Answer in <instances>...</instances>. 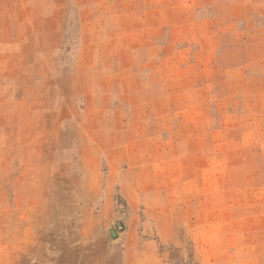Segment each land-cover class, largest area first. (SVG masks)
<instances>
[{
	"label": "rangeland",
	"instance_id": "rangeland-1",
	"mask_svg": "<svg viewBox=\"0 0 264 264\" xmlns=\"http://www.w3.org/2000/svg\"><path fill=\"white\" fill-rule=\"evenodd\" d=\"M0 264H264V0H0Z\"/></svg>",
	"mask_w": 264,
	"mask_h": 264
},
{
	"label": "water",
	"instance_id": "water-1",
	"mask_svg": "<svg viewBox=\"0 0 264 264\" xmlns=\"http://www.w3.org/2000/svg\"><path fill=\"white\" fill-rule=\"evenodd\" d=\"M111 234L114 236L115 235V231L114 230H111Z\"/></svg>",
	"mask_w": 264,
	"mask_h": 264
}]
</instances>
